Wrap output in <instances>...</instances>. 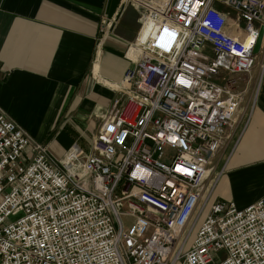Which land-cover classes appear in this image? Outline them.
<instances>
[{"label": "built area", "instance_id": "1", "mask_svg": "<svg viewBox=\"0 0 264 264\" xmlns=\"http://www.w3.org/2000/svg\"><path fill=\"white\" fill-rule=\"evenodd\" d=\"M133 3L139 29L90 152L73 144L56 159L0 108V264H264V196L200 203L264 0Z\"/></svg>", "mask_w": 264, "mask_h": 264}, {"label": "crops", "instance_id": "2", "mask_svg": "<svg viewBox=\"0 0 264 264\" xmlns=\"http://www.w3.org/2000/svg\"><path fill=\"white\" fill-rule=\"evenodd\" d=\"M133 1L0 0V108L52 157L73 144L91 151L139 29ZM258 52L262 61L240 76L233 126L209 164L206 207L231 201L243 209L264 196V37Z\"/></svg>", "mask_w": 264, "mask_h": 264}, {"label": "rangeland", "instance_id": "3", "mask_svg": "<svg viewBox=\"0 0 264 264\" xmlns=\"http://www.w3.org/2000/svg\"><path fill=\"white\" fill-rule=\"evenodd\" d=\"M130 43H131V42H130ZM128 45H129V43L127 44V46H128ZM127 46H126V48H127ZM126 48H125V51H126ZM125 51H124V55H125ZM261 56H263V53H259V52H257V54L255 55V60L257 59V61H258L259 63H261V61H262V57H261ZM262 65H264V62H263ZM223 139H224V138H223ZM222 141H223V140H222ZM205 195H206V193H204V196H205ZM199 208H200V206H198L197 209L199 210ZM207 210H208V208H205V210L201 213V216H200L199 220L197 221V223H196V225H195V228L193 229V232H192L191 237H190V239H189V243L193 240V238H194V236H195V231L198 229V227H199L201 221L204 219ZM18 217H19V215H17V216H11V217H10V220H11V221H14V220H16ZM122 221H123V224H124V228H127V227L130 225V223H129V219H128L126 216H123ZM189 243L187 244L186 249L189 247ZM223 256H224V252H223V251H220V252H218V253L215 255V259H216V260H219V259L223 258Z\"/></svg>", "mask_w": 264, "mask_h": 264}, {"label": "snow or ice", "instance_id": "4", "mask_svg": "<svg viewBox=\"0 0 264 264\" xmlns=\"http://www.w3.org/2000/svg\"><path fill=\"white\" fill-rule=\"evenodd\" d=\"M164 33H168V34H170L172 37L175 36V33H173V32H169L168 29H164ZM171 42H172V41H169L166 45H161V47H162V48H168V47H170ZM178 83H180V84H187L188 82L181 78V79L178 80ZM173 140H175V138H173ZM176 171H177V172L189 173V170H188V169L183 168V167H181V166H179V165L177 166ZM189 174H190V173H189ZM129 243H131V242H129Z\"/></svg>", "mask_w": 264, "mask_h": 264}, {"label": "water", "instance_id": "5", "mask_svg": "<svg viewBox=\"0 0 264 264\" xmlns=\"http://www.w3.org/2000/svg\"><path fill=\"white\" fill-rule=\"evenodd\" d=\"M263 37H264V26H261L260 30H259V33H258V37H257L256 43H255V46H254V49H253V52L255 54L259 51V49L261 47Z\"/></svg>", "mask_w": 264, "mask_h": 264}, {"label": "clouds", "instance_id": "6", "mask_svg": "<svg viewBox=\"0 0 264 264\" xmlns=\"http://www.w3.org/2000/svg\"><path fill=\"white\" fill-rule=\"evenodd\" d=\"M172 36L168 33H164L161 37H160V46L161 45H166L169 41H171Z\"/></svg>", "mask_w": 264, "mask_h": 264}, {"label": "bare ground", "instance_id": "7", "mask_svg": "<svg viewBox=\"0 0 264 264\" xmlns=\"http://www.w3.org/2000/svg\"><path fill=\"white\" fill-rule=\"evenodd\" d=\"M262 68L264 69V65H262Z\"/></svg>", "mask_w": 264, "mask_h": 264}]
</instances>
